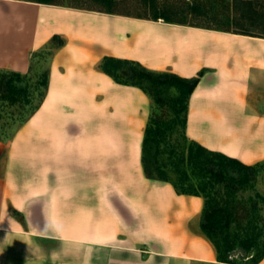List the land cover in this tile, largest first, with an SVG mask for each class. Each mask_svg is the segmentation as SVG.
<instances>
[{
	"label": "crops",
	"instance_id": "obj_1",
	"mask_svg": "<svg viewBox=\"0 0 264 264\" xmlns=\"http://www.w3.org/2000/svg\"><path fill=\"white\" fill-rule=\"evenodd\" d=\"M54 35L47 95L0 139V264H224L200 223L204 198L148 178L152 100L105 56L195 77L187 136L264 162V37L31 0H0V68L29 73ZM264 264V258L258 263Z\"/></svg>",
	"mask_w": 264,
	"mask_h": 264
},
{
	"label": "trees",
	"instance_id": "obj_2",
	"mask_svg": "<svg viewBox=\"0 0 264 264\" xmlns=\"http://www.w3.org/2000/svg\"><path fill=\"white\" fill-rule=\"evenodd\" d=\"M31 1L63 5L60 0ZM95 1L102 3L105 9L100 11L107 13L151 20L163 19L171 23L201 26L216 30L264 37V22L262 21L264 19V3L261 2L264 0H232V12L227 14V24L219 27L191 24L183 18L178 8L161 5L158 0H142L144 7L151 11V14L149 13L147 15L117 10L116 5L120 0ZM72 7L90 9L82 6ZM189 9L201 15H206V13L210 12V10H207L206 6L202 4H192ZM212 9H214V11L217 10L215 6H213ZM213 17L212 20L221 21L216 12ZM64 44L65 39L63 37L54 35L49 44L33 54L29 73L23 74L21 72L0 68V98H10L14 102L21 99H26L29 102L31 101L29 86L21 83L25 78L29 77L31 71H33L39 63H42L43 54L47 50L49 54L48 67L41 72L38 77V84L43 87L41 92L42 98L39 103L33 107L30 115L31 117L40 108L47 95L50 78V63L54 50ZM100 67L104 72L113 77L116 82L141 88L152 100L150 118L146 127L142 149V161L147 177L172 183L179 194L202 196L205 202L200 226L203 233L216 246L219 260L224 264H247L237 263L229 259V251L233 249L236 241L233 236H231L230 230L237 219L235 206L227 199L231 198L233 196L232 193L239 187L247 186V183L255 177L259 167L264 162L248 165L237 158L228 156L222 152L210 150L202 144L192 140L188 148V157L190 161L197 163L198 167L203 168L208 176V180L201 186L202 189L199 190L180 186L177 182L172 180L165 165H163L160 160V147L156 138V133L160 131L163 121L158 116L157 109L168 107L176 117L182 118L184 127L186 128L190 98L206 70H201L195 77L187 78L172 72L151 70L136 60L114 56H105ZM30 117L21 123L15 133ZM0 139L4 140L1 137ZM217 187H223L227 190L228 194L224 200H221L218 195L215 194L214 191H218ZM263 258L264 254L260 258L253 255L252 259L255 260H253L254 262L251 264H258Z\"/></svg>",
	"mask_w": 264,
	"mask_h": 264
},
{
	"label": "rangeland",
	"instance_id": "obj_3",
	"mask_svg": "<svg viewBox=\"0 0 264 264\" xmlns=\"http://www.w3.org/2000/svg\"><path fill=\"white\" fill-rule=\"evenodd\" d=\"M60 2L66 6H82L97 11L105 9L102 3L95 0H60ZM158 2L161 5L178 8L183 18L191 24L211 27L227 24V14L232 12L233 4L232 0H158ZM192 4H202L210 12L206 15L198 14L189 9ZM213 6L216 11L212 9ZM116 9L134 14L143 13V15L151 12L144 7L142 0H120ZM215 12L221 21L212 20ZM262 21L264 22V19ZM43 56L42 63H39L21 83L29 86L30 102L26 99L14 102L10 98H0V137L4 141H9L15 135V131L30 117L33 107L42 98L43 87L38 84V77L48 67L47 50ZM157 113L163 121L160 131L156 133L162 164L165 165L170 178L180 186L201 190L208 176L203 168L198 167L197 163L190 161L188 157V148L192 140L187 136V127H184L182 118L176 117L168 107L158 108ZM217 189L218 191H214L215 194L224 200L228 194L227 190L223 187ZM232 194L233 196L227 200L235 206L237 220L230 230L231 236L236 241L233 249L229 251V259L237 263L251 264L256 259H252L253 255L260 258L264 254V163L247 186L239 187Z\"/></svg>",
	"mask_w": 264,
	"mask_h": 264
}]
</instances>
